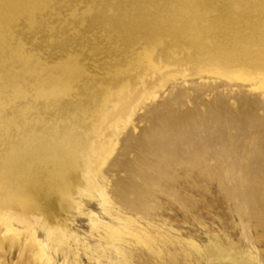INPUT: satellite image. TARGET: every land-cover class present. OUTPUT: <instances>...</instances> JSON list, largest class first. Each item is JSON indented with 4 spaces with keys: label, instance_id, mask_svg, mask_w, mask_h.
Segmentation results:
<instances>
[{
    "label": "rangeland",
    "instance_id": "1",
    "mask_svg": "<svg viewBox=\"0 0 264 264\" xmlns=\"http://www.w3.org/2000/svg\"><path fill=\"white\" fill-rule=\"evenodd\" d=\"M165 1L0 0V132L104 122L133 77L139 84L152 69L155 54L144 39L128 41L111 17L134 33L185 23L186 12ZM206 2L203 13L215 15L219 2ZM193 9L190 16L199 13ZM100 161L90 191L83 159L77 183L67 168L59 178L48 165V194L62 202L52 218L41 190L35 197L18 187L0 190V199L8 196L4 208L31 221L16 222L17 235L0 220V264H41L42 243L52 264H119L100 237L113 226L136 235L127 264H264L263 88L207 72L172 81Z\"/></svg>",
    "mask_w": 264,
    "mask_h": 264
},
{
    "label": "bare ground",
    "instance_id": "2",
    "mask_svg": "<svg viewBox=\"0 0 264 264\" xmlns=\"http://www.w3.org/2000/svg\"><path fill=\"white\" fill-rule=\"evenodd\" d=\"M212 1L221 5L215 15L203 13L206 11V0H170L168 4L172 6V10L186 12L185 23H159L141 27V30L135 33L131 31L132 26L125 24L119 17L120 20L111 17L118 32L125 30L124 36L128 41L144 39L147 42L155 53L153 57L155 69L152 67L147 70L139 84L137 77H133L131 90L119 96L104 122L100 118L95 124L88 123L79 127L74 122L65 121L59 132L44 130L46 126L43 123L34 129L22 125L1 131L0 190L7 186H11L12 189L18 187L25 197H35L37 190H41L42 196L39 198L48 209L49 218H52V208L61 210L62 202L60 197L48 194L45 179L52 175L48 165L52 166L53 173L59 178L64 175L63 168H67V175L69 174L77 183L74 171L78 160L83 159L87 166L85 174L87 190L90 191L95 184L94 164L101 158L100 164L104 165L118 144L120 132L133 122L137 111L156 99L170 82L187 81L201 77L207 72L226 78L249 80L254 88L264 89V0ZM236 6H239L237 7L239 11H229L231 7ZM192 8L199 13L190 16L189 11ZM257 10L258 12H255ZM226 30H230V33H225ZM228 35L234 39L224 40V36ZM233 42H236L237 46ZM224 51L231 52V56L235 55V61H231L230 58L226 61L227 53ZM64 188L63 183L62 190ZM101 196L104 199V206H108L103 190ZM7 197L5 195L4 199H0V220H4L5 233L20 235L21 230L15 223L31 225V221L11 208H4L8 204ZM33 236L36 238V231L33 232ZM130 236L136 235L130 231H122L121 227L117 226L100 234L104 246L115 252L119 264L128 263L127 248L131 242ZM37 260L41 264H52L51 256L43 243L37 253Z\"/></svg>",
    "mask_w": 264,
    "mask_h": 264
}]
</instances>
